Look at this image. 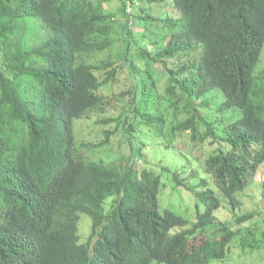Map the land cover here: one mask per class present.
I'll return each instance as SVG.
<instances>
[{
	"label": "trees",
	"instance_id": "obj_1",
	"mask_svg": "<svg viewBox=\"0 0 264 264\" xmlns=\"http://www.w3.org/2000/svg\"><path fill=\"white\" fill-rule=\"evenodd\" d=\"M120 3L123 24L102 0H0V264H209L264 242L241 210L257 183L264 201V0ZM90 114L110 128L78 143ZM114 138L128 155H86Z\"/></svg>",
	"mask_w": 264,
	"mask_h": 264
},
{
	"label": "rangeland",
	"instance_id": "obj_2",
	"mask_svg": "<svg viewBox=\"0 0 264 264\" xmlns=\"http://www.w3.org/2000/svg\"><path fill=\"white\" fill-rule=\"evenodd\" d=\"M98 1V0H94ZM104 4V8L108 12H115L117 13L116 16V22L119 24H123L126 21V17H124L120 12V0H102ZM155 15L161 16V11L156 10ZM130 30L132 32H142L140 27H137L134 25V22L132 24H129ZM117 36L116 39L118 42L115 44L114 48L110 52H106L105 54L102 55V57L106 60L108 59L109 56H112L113 60L118 61L117 56L118 53L121 51L122 52V47H123V31L118 28L117 29ZM129 42L133 43L136 41V35L135 36H129ZM149 40H154L155 36L152 34H149L148 36ZM147 43V42H146ZM131 54V52H130ZM130 54L128 53V56L130 57ZM119 65L122 67V74L120 78L122 80L125 79V77L128 75V72L126 68H124L123 63L124 61L119 60ZM257 70L261 71L264 70V48L258 63ZM117 91H120L123 89L121 85H119L117 88ZM102 116L99 115H92L90 114L88 117L85 119H82L81 121L76 123V137L78 143L82 142H92V141H97L98 136L101 135L98 132L101 130H107L110 128L109 126H100L96 124V121L99 120ZM96 136V137H95ZM184 139L178 144V149L180 151H189L192 152L195 157L200 161L203 162L211 153H213L214 145H211L209 141H207L204 144H199L196 147H192L190 144H188V137L184 136ZM186 142V144H184ZM85 151L82 150V154H84ZM178 153V152H177ZM128 146L126 144H122L120 142L119 138H114L111 140V144L109 149L102 148L100 151H96L95 153H86L88 157L95 158V159H102L105 162H111L114 160H117L118 158H121L124 155H128ZM180 154V153H178ZM159 155H157L152 161L153 164L159 163ZM167 158L166 160H168ZM141 161H136V167L140 168L142 167ZM156 168V167H155ZM157 170V169H156ZM261 170H264V167L261 168ZM259 172L257 174L256 180L257 182H262L264 179V172ZM184 192L183 189H177L175 190V195L171 194L169 191H165V198H164V204L169 205L170 202H172L174 205H179L176 200H180V202H185L188 200V196L184 195L181 199L180 193ZM242 211H252L256 210L259 212V214L264 218V201L262 200V197L260 196V189H259V184L255 185L254 187H251L247 191H245L242 194ZM184 205V203H182ZM165 207L162 205V208ZM171 208V207H170ZM241 210L237 211L236 213H241ZM216 216L220 221H225L230 219V211L223 206L221 209L217 212ZM261 217H258L255 222H261L262 221ZM252 222L248 223L247 225H251ZM262 228H264V225H261ZM182 229H175L173 230L174 233L181 231ZM257 238L261 239L262 236L260 234L257 235ZM233 249V248H232ZM230 255H227L226 259L223 261H212L209 264H264V242L259 244V248H257L256 251L251 252L250 249L246 251H232Z\"/></svg>",
	"mask_w": 264,
	"mask_h": 264
}]
</instances>
